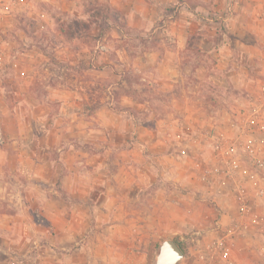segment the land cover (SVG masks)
<instances>
[{"label": "crops", "instance_id": "1", "mask_svg": "<svg viewBox=\"0 0 264 264\" xmlns=\"http://www.w3.org/2000/svg\"><path fill=\"white\" fill-rule=\"evenodd\" d=\"M110 2L116 13L63 34L44 80L40 50L0 36V264H69L63 250L86 247L76 232L150 231L172 207L240 192L210 230L230 245L219 262L264 264V176L203 154L233 136L260 156L264 0Z\"/></svg>", "mask_w": 264, "mask_h": 264}, {"label": "rangeland", "instance_id": "2", "mask_svg": "<svg viewBox=\"0 0 264 264\" xmlns=\"http://www.w3.org/2000/svg\"><path fill=\"white\" fill-rule=\"evenodd\" d=\"M72 1L77 3L74 14H70L68 10H63L62 7L66 6L64 0H59L57 3L54 0H0V36L6 35L5 37L12 40L17 39L19 47L26 48L35 45L40 50L41 56L38 57L39 61L37 59V66L42 80L49 73L50 76L52 75V61L55 62L53 49L60 42L65 44V40L62 38L63 34L65 36H71L75 32L80 34L84 29L92 26V21L116 13L110 0ZM74 20L77 21L78 28L75 27L77 24H73ZM70 42L72 48H78L77 40ZM1 67L2 64L0 65V76H2ZM163 97L165 98V96ZM165 107L167 108V106L163 107L164 111ZM231 138L233 136L214 137V139L209 140L211 143L220 144L221 148H215L216 151L208 150L206 155L203 153L204 157L206 156L208 159V163L212 161L211 166L219 167V170L224 172L227 159L225 156L231 157V159L237 156V159L244 161L252 171L256 170L264 176V137L261 140L263 148L260 156H258L259 160L254 151L251 150V144L249 143L250 146L244 144L247 141L245 138L240 140ZM232 142L236 143V148L231 149V153H220L219 157L218 151L220 149L225 150L222 146H229ZM257 165L259 167H256ZM234 170L239 175L248 177V172L244 174L242 168H235ZM205 173L209 175L208 171ZM193 189L195 188H187V190ZM188 201H192V199ZM235 201L239 205V201ZM202 202L205 203L194 205L186 203L187 205L183 209L179 207L170 208L167 223L164 226L158 224L154 230L150 231L145 230L142 226L138 230L130 229L105 233L92 231L87 236L86 232L83 235L76 232L73 234H76L73 243H75L76 238L82 237V244L86 245L85 249L82 252H76V247L68 248L62 253L73 258L69 264H153L159 242L165 238H173L185 249V251L183 250L185 257L179 264H221L219 259H222L225 253L222 244L230 245L225 242L216 245L217 237L221 233L210 230L218 220L217 208L224 205L232 209V207H236L237 203L234 200L232 203L227 201L224 204L220 203V205L215 201ZM145 204L148 202L145 201ZM236 214L237 217L234 219L239 222L241 216ZM134 218L137 223L144 224L150 221V217L145 215L134 216ZM222 223L228 224L230 220H224ZM84 255L87 256L84 257ZM61 262L65 264L63 260Z\"/></svg>", "mask_w": 264, "mask_h": 264}, {"label": "water", "instance_id": "3", "mask_svg": "<svg viewBox=\"0 0 264 264\" xmlns=\"http://www.w3.org/2000/svg\"><path fill=\"white\" fill-rule=\"evenodd\" d=\"M185 252L173 238L162 239L157 248L153 264H179Z\"/></svg>", "mask_w": 264, "mask_h": 264}, {"label": "trees", "instance_id": "4", "mask_svg": "<svg viewBox=\"0 0 264 264\" xmlns=\"http://www.w3.org/2000/svg\"><path fill=\"white\" fill-rule=\"evenodd\" d=\"M73 24L76 25V24H77V21L74 20V21H73ZM75 27L78 28V27H79L78 24H77ZM179 245H180V244H179ZM180 247L185 251V249L183 248L182 245H180Z\"/></svg>", "mask_w": 264, "mask_h": 264}, {"label": "built area", "instance_id": "5", "mask_svg": "<svg viewBox=\"0 0 264 264\" xmlns=\"http://www.w3.org/2000/svg\"><path fill=\"white\" fill-rule=\"evenodd\" d=\"M242 198H243V194L240 192L238 200L241 201Z\"/></svg>", "mask_w": 264, "mask_h": 264}]
</instances>
